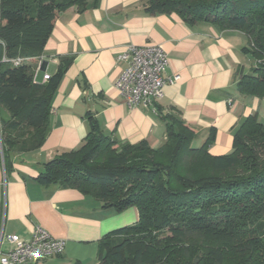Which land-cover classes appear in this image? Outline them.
I'll use <instances>...</instances> for the list:
<instances>
[{
    "label": "trees",
    "instance_id": "16d2710c",
    "mask_svg": "<svg viewBox=\"0 0 264 264\" xmlns=\"http://www.w3.org/2000/svg\"><path fill=\"white\" fill-rule=\"evenodd\" d=\"M99 0H0V118L6 168L12 152L42 148L50 111L71 60H62L45 84L32 64L43 55L58 16L85 12ZM151 15H178L188 25L209 24L246 36L243 49L256 66L238 83L241 94L264 99V0H145ZM24 59L20 66L2 62ZM159 109H157L158 111ZM159 112H161L159 110ZM163 145L122 143L103 134L88 113L84 145L56 156L35 181L75 189L138 221L99 242L98 264H264V124L250 116L234 135L228 155L213 156L217 131L193 147L196 129L173 113ZM74 264H82L76 261Z\"/></svg>",
    "mask_w": 264,
    "mask_h": 264
},
{
    "label": "crops",
    "instance_id": "0c3cea01",
    "mask_svg": "<svg viewBox=\"0 0 264 264\" xmlns=\"http://www.w3.org/2000/svg\"><path fill=\"white\" fill-rule=\"evenodd\" d=\"M144 1L99 0L85 12L74 7L56 19L43 55L32 64L36 83L45 84V75L52 77L62 60H71L52 100L50 134L35 152H12L9 168L0 141L1 252L11 248L8 237L28 240L40 225L65 240L66 248L57 257L31 264H98L99 242L138 221L135 208L115 214L78 190L35 181L47 162L84 145L88 113L111 139L130 144L146 140L153 149L167 137L160 113L176 114L196 129L195 148L216 129L213 156L232 152L234 135L250 116L258 115L264 124V99L238 90L242 76L256 66L243 52L246 36L209 24L188 25L176 14L151 15ZM129 45L160 46L169 58L167 76L180 77L165 87L156 110L129 108L115 88L128 66L117 57Z\"/></svg>",
    "mask_w": 264,
    "mask_h": 264
},
{
    "label": "built area",
    "instance_id": "2783aa9c",
    "mask_svg": "<svg viewBox=\"0 0 264 264\" xmlns=\"http://www.w3.org/2000/svg\"><path fill=\"white\" fill-rule=\"evenodd\" d=\"M117 59L127 62L128 65L116 81L115 88L129 108L156 110L157 102L164 96L165 87L180 79L179 76H167L169 58L160 46L129 45ZM24 61L26 60H10L6 57L2 60L14 66H20ZM50 78V75H45L44 81L47 82ZM8 241L11 248L5 253L0 250V264L37 263L61 255L66 248L65 240L55 239L40 225L34 227L30 239L12 235L8 237Z\"/></svg>",
    "mask_w": 264,
    "mask_h": 264
},
{
    "label": "rangeland",
    "instance_id": "374dc122",
    "mask_svg": "<svg viewBox=\"0 0 264 264\" xmlns=\"http://www.w3.org/2000/svg\"><path fill=\"white\" fill-rule=\"evenodd\" d=\"M250 56H251V59H253L254 61H256L254 58H253V56L250 54ZM0 118H2V119H4V120H7L8 118H9V114H8V112L5 110V109H3V108H0ZM0 133H1V131H0ZM1 135V134H0ZM0 141H1V138H0ZM126 212V211H125ZM124 213V212H123ZM122 228H124V227H122ZM121 229V228H120ZM116 230H118V229H116ZM115 231V230H114Z\"/></svg>",
    "mask_w": 264,
    "mask_h": 264
}]
</instances>
